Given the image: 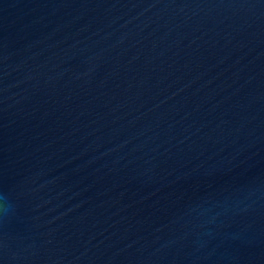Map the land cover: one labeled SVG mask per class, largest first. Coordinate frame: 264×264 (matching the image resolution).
I'll use <instances>...</instances> for the list:
<instances>
[{"label": "water", "instance_id": "water-1", "mask_svg": "<svg viewBox=\"0 0 264 264\" xmlns=\"http://www.w3.org/2000/svg\"><path fill=\"white\" fill-rule=\"evenodd\" d=\"M0 264H264V0H0Z\"/></svg>", "mask_w": 264, "mask_h": 264}]
</instances>
